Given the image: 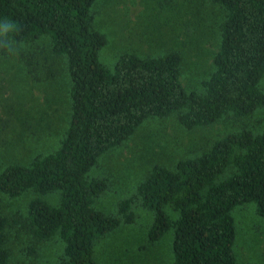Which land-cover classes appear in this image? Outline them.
Here are the masks:
<instances>
[{
	"label": "trees",
	"instance_id": "1",
	"mask_svg": "<svg viewBox=\"0 0 264 264\" xmlns=\"http://www.w3.org/2000/svg\"><path fill=\"white\" fill-rule=\"evenodd\" d=\"M94 1L0 0V21L14 26L10 36L22 44L18 50L30 78L38 82L41 68L42 80H54L64 57L71 83L69 124L58 148L0 170V203L35 195L23 212H0V264H39L41 247L56 238L63 244L57 263L98 264L95 247L135 223L137 203L153 216L146 247L173 232V264H236L233 211L253 204L264 219V129L248 127L250 116L264 108V0H209L224 17L202 93L184 88L179 52L123 54L107 70L98 58L107 41L92 25ZM169 117L187 131L227 122L239 128L193 157L151 166L115 214L97 210L95 200L108 190L105 179L89 176L98 159L128 141L144 121ZM54 192L56 206L42 200ZM13 228L28 236L25 248L13 240Z\"/></svg>",
	"mask_w": 264,
	"mask_h": 264
},
{
	"label": "rangeland",
	"instance_id": "2",
	"mask_svg": "<svg viewBox=\"0 0 264 264\" xmlns=\"http://www.w3.org/2000/svg\"><path fill=\"white\" fill-rule=\"evenodd\" d=\"M95 0L92 6L93 28L106 38L98 53L99 62L113 71L123 54L139 57H161L179 52L184 59L180 79L187 91L202 93L201 83L213 70L212 55L219 42L223 10L209 0ZM3 26V25H2ZM8 26L0 29V170L12 163H22L33 154H47L58 148L69 124L70 78L63 65L57 64L52 81H33L27 74L22 52L7 34ZM43 47L45 41H39ZM34 45V43H31ZM25 49L33 46L23 45ZM30 49V50H31ZM5 51V55L2 53ZM44 55H37L40 63ZM233 123L218 124L191 131L182 129L175 118H151L144 121L120 147L102 155L89 176L105 179L108 190L99 196L94 207L115 214L117 204L130 198L146 171L153 165L172 166L193 157L207 143L236 129ZM248 127L255 132L264 129V108L250 116ZM239 128V127H237ZM35 195L26 194L0 203V212L10 217L23 212ZM58 193L42 197L50 205L58 204ZM132 225H122L102 239L94 249L98 264H173V232L165 234L148 247L147 231L152 213L138 203ZM254 205L236 208L234 254L236 264H264V219L254 213ZM171 218L177 216L168 210ZM13 240L24 248L29 241L23 232L10 230ZM63 244L57 238L43 245L39 264H59ZM33 264H36L35 262Z\"/></svg>",
	"mask_w": 264,
	"mask_h": 264
},
{
	"label": "clouds",
	"instance_id": "3",
	"mask_svg": "<svg viewBox=\"0 0 264 264\" xmlns=\"http://www.w3.org/2000/svg\"><path fill=\"white\" fill-rule=\"evenodd\" d=\"M0 23H5L7 26H8V31H7V34H9L10 32H12L14 30V26L8 22V21H0ZM5 45L3 44H0V47H4Z\"/></svg>",
	"mask_w": 264,
	"mask_h": 264
}]
</instances>
